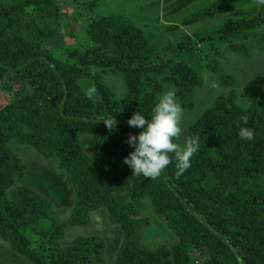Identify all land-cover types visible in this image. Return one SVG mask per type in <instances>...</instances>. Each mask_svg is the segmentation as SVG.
I'll return each instance as SVG.
<instances>
[{
	"label": "trees",
	"instance_id": "1",
	"mask_svg": "<svg viewBox=\"0 0 264 264\" xmlns=\"http://www.w3.org/2000/svg\"><path fill=\"white\" fill-rule=\"evenodd\" d=\"M165 1H176L181 9L196 0ZM258 1L260 8L237 10L224 21L222 40L247 37L264 25V0ZM29 6L43 18V28L27 11ZM218 8L231 9L214 3L205 13H191L184 23L196 24ZM59 21L57 0H0V79L17 75L34 86L32 93L22 85L12 88L16 99L0 105V237L34 264H105L99 238L82 236L72 246L61 245L64 228L87 225L89 213L104 207L124 237L115 264H194V250L206 253L200 264H264V188L249 187L250 181L264 177V98L241 107L236 79L222 74L219 60L208 61L207 68L234 88L220 94L189 128L190 142L198 145L191 166L177 176L170 153L172 162L158 178L133 175L123 163L134 150L125 141L140 129L127 121L136 111L151 119L164 82L174 86L182 107L193 110L195 91L205 83L203 65L156 62L150 36L120 15L92 21L88 34L95 47L79 55L78 64L63 62L42 46ZM260 45L264 49V33ZM178 47L186 48L183 43ZM92 66L121 74L126 96L118 99L101 83V99L90 96L81 80L91 76ZM241 116H247L246 125ZM240 127L253 129L254 139H240ZM87 135L95 141L91 154L83 145ZM14 138L59 158L77 192L68 222L59 224L51 216L42 195L26 203L7 197L27 169L10 145ZM174 142L179 146V136ZM211 177L215 184L207 187ZM146 199L171 226L176 245L156 250L145 245L149 220L141 213Z\"/></svg>",
	"mask_w": 264,
	"mask_h": 264
},
{
	"label": "rangeland",
	"instance_id": "2",
	"mask_svg": "<svg viewBox=\"0 0 264 264\" xmlns=\"http://www.w3.org/2000/svg\"><path fill=\"white\" fill-rule=\"evenodd\" d=\"M60 9L59 23L49 30L43 49L52 53L63 62L79 63V55L86 54L95 47L92 42L88 25L98 19L111 15L127 17L140 26L150 36L156 47V62L171 61L172 63L185 61L194 67H200L204 86L196 89L193 110L184 107L181 120L179 147L182 149L190 142L189 128L196 119L209 107L216 98L234 87L222 83L220 73L207 68L208 61L219 60L223 75L231 81L235 78V89L239 92V104L243 108L249 107L257 98H264V49L260 45V37L264 33V25L252 31L247 37L233 40H222L219 28L224 21L237 10L250 11L261 4L258 0H196L187 7L179 8L176 1L165 0H57ZM95 3V7L91 6ZM220 3L231 9L216 10L215 15L204 17L196 24L186 25L184 19L195 11H203L211 4ZM29 14L35 19L39 28H43L44 20L37 13L34 6L27 7ZM185 44V50H180L178 44ZM166 49L165 47H169ZM172 47V48H171ZM91 76L81 80L83 89L95 100L101 99L97 86H108L115 92L118 99L127 94V87L119 73L110 68L88 67ZM20 85L28 93L34 91V86L17 75H7L0 79V105L11 103L16 99L14 89ZM165 89H175L164 82ZM94 90V91H93ZM176 97L179 102L177 91ZM91 93V94H90ZM180 103V102H179ZM84 149L88 154L93 152L95 141L90 135L82 138ZM22 163L27 167L23 176L16 178L15 184L7 191V197L20 203H26L36 195H42L49 203V213L59 224L69 221L73 212L77 192L69 180L68 174L60 167V160L55 154L42 153L16 138L10 141ZM215 180L209 178L205 185L211 187ZM249 187L264 188V177L260 181H250ZM141 218L149 220L145 245L152 250L162 245L173 246L179 240L165 217L157 212L150 199L145 200V208ZM89 223L85 226L76 225L64 228L62 246H72L78 237H96L103 246L105 264H115L116 256L123 242V232L120 226L113 223L107 210L102 207L89 213ZM206 253L194 250L191 260L200 264ZM0 264H34L24 255L12 249L10 243L0 237ZM78 264H94L82 261Z\"/></svg>",
	"mask_w": 264,
	"mask_h": 264
},
{
	"label": "clouds",
	"instance_id": "3",
	"mask_svg": "<svg viewBox=\"0 0 264 264\" xmlns=\"http://www.w3.org/2000/svg\"><path fill=\"white\" fill-rule=\"evenodd\" d=\"M152 112L151 119H147L140 111H136L127 121L129 127L140 131L138 134H129L126 139L125 142L134 150L123 163L132 169L133 175L156 179L172 162L169 156L172 153L177 162L176 174L180 176L191 166V158L197 152L198 145L193 140L181 149L174 142L181 133L180 124L184 115L175 89L163 92ZM240 120L244 125L248 123L247 116H241ZM107 126L112 129L110 124ZM238 135L242 140L251 141L255 133L251 128L240 127Z\"/></svg>",
	"mask_w": 264,
	"mask_h": 264
}]
</instances>
